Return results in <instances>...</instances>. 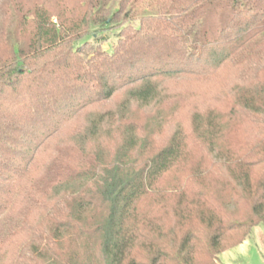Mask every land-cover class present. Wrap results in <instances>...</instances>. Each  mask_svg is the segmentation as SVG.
<instances>
[{"label": "trees", "instance_id": "16d2710c", "mask_svg": "<svg viewBox=\"0 0 264 264\" xmlns=\"http://www.w3.org/2000/svg\"><path fill=\"white\" fill-rule=\"evenodd\" d=\"M73 4L0 0V264H220L264 225V146L254 157L218 148L223 115L195 110L194 140L207 150L187 179L224 183L192 191L195 216L180 203L171 224L153 225L139 203L186 159V138L175 131L155 150L129 110L163 103L159 76L232 67L224 116L264 120V0ZM122 87L118 108L52 144L81 109Z\"/></svg>", "mask_w": 264, "mask_h": 264}, {"label": "rangeland", "instance_id": "374dc122", "mask_svg": "<svg viewBox=\"0 0 264 264\" xmlns=\"http://www.w3.org/2000/svg\"><path fill=\"white\" fill-rule=\"evenodd\" d=\"M71 5L75 0H70ZM80 5H77L78 8ZM236 79L235 71L232 67H226L211 75H198L196 77H181L176 79H165L159 76L157 79L158 89L164 98L163 103L155 107H145L132 103L129 110L131 119L143 125L145 131L142 135L149 137L153 149L164 145L175 131H180L186 138L188 154L186 159L179 165L178 169H173L158 182L156 192L145 196L139 203V209L144 215H149L151 223L158 222L171 224L173 221L172 210L178 208L180 203L186 210L196 214V205H191V194L193 190H202L203 185H208L210 189L221 188L223 181H210L207 178L187 179L194 173L193 168L206 154V148L194 140L192 133V120L195 110L213 109L222 119V127L218 135V148L230 149L241 155L248 154V157L257 155L264 146V120L254 116L239 114L224 116L227 111L228 102L233 100L230 88ZM229 87H228V86ZM127 87H122L113 96L102 102L91 104L81 109L77 116H74L64 129L58 134L53 145L68 141L71 132L82 129L90 116L106 109H116L126 98ZM110 144H117L115 139H109ZM147 152V151H146ZM48 151L39 156V164H43L47 159L44 157ZM142 156L143 154H138ZM178 180H181L178 183ZM187 183V188L181 187V183ZM230 188V187H229ZM231 194V192H229ZM224 198H228V190H224ZM194 206L195 208H193ZM165 208L162 210V208ZM145 255L143 249L137 250V256L142 261ZM8 259H5L7 263ZM218 260L220 264H264V225L262 223L254 226L248 237L238 245L222 251Z\"/></svg>", "mask_w": 264, "mask_h": 264}]
</instances>
